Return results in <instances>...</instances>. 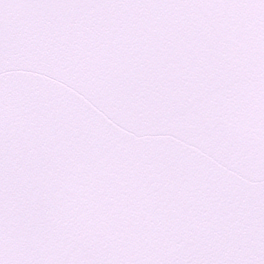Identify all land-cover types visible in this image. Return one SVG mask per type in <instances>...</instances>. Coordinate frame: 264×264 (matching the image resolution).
I'll return each instance as SVG.
<instances>
[{"label":"snow or ice","instance_id":"snow-or-ice-1","mask_svg":"<svg viewBox=\"0 0 264 264\" xmlns=\"http://www.w3.org/2000/svg\"><path fill=\"white\" fill-rule=\"evenodd\" d=\"M0 264H264V0H0Z\"/></svg>","mask_w":264,"mask_h":264}]
</instances>
